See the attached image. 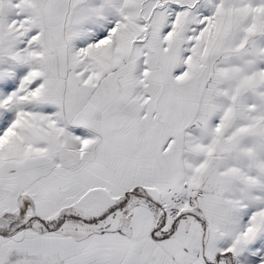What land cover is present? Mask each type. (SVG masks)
Returning <instances> with one entry per match:
<instances>
[{
  "label": "snow or ice",
  "instance_id": "snow-or-ice-1",
  "mask_svg": "<svg viewBox=\"0 0 264 264\" xmlns=\"http://www.w3.org/2000/svg\"><path fill=\"white\" fill-rule=\"evenodd\" d=\"M0 264H264V0H0Z\"/></svg>",
  "mask_w": 264,
  "mask_h": 264
}]
</instances>
